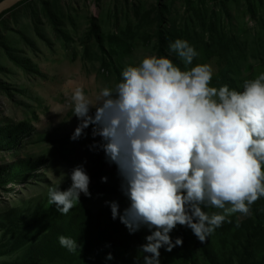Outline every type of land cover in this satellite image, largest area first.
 <instances>
[{
  "label": "rangeland",
  "instance_id": "1",
  "mask_svg": "<svg viewBox=\"0 0 264 264\" xmlns=\"http://www.w3.org/2000/svg\"><path fill=\"white\" fill-rule=\"evenodd\" d=\"M25 1L0 18V33L21 56L15 63L0 45V135L6 126L27 125L14 138L0 141V226L4 224L2 216L11 209L23 211L27 219L44 210L41 217H47L43 221L51 222L48 216L56 208L49 203V187L67 189L71 169L85 161L91 178L89 208L97 212L105 201H117L121 212L128 206L117 166L110 164L99 148L90 150L100 137L93 138L91 129L78 140L70 139L80 123L73 115L71 95L75 87H83L95 103L102 87L119 82L125 64L138 62L146 54L158 55V27L146 17L147 12L159 8L165 12L162 30L196 48L199 56L193 64L213 66L212 86L228 84L242 90L245 80L264 71V0H58L64 12L60 32L69 37L67 43L52 27L45 0ZM55 1L46 0L50 7ZM93 17L101 27V44L89 38ZM211 22L216 23V29H210ZM168 52L183 68L176 54ZM98 167L103 169L102 177L108 178L102 183L119 188L117 196L100 197L93 192V174ZM234 216L241 220L250 215ZM138 232L144 244L150 233L144 227ZM125 233H129L127 228ZM171 236L173 240L182 237L183 245L171 252L161 248V264H208L190 229L177 226ZM7 239L0 227V264H10L24 254L23 249L7 253ZM108 253L112 260L105 259ZM143 255L139 246H111L92 259L143 264Z\"/></svg>",
  "mask_w": 264,
  "mask_h": 264
},
{
  "label": "clouds",
  "instance_id": "2",
  "mask_svg": "<svg viewBox=\"0 0 264 264\" xmlns=\"http://www.w3.org/2000/svg\"><path fill=\"white\" fill-rule=\"evenodd\" d=\"M169 49L183 68L168 56L146 54L125 64L119 82L102 87L95 103L83 87L71 95L80 123L70 139L92 126L100 141L90 150L99 148L117 166L129 202L121 212L117 201H105L112 219L129 234L142 227L150 233L139 246L143 264H161V248L171 252L183 245L182 237L171 236L177 226L204 243L233 214L251 215L264 197V71L245 80L242 90L212 86L213 66L193 64L199 52L189 41L177 38ZM84 163L71 169L66 190L48 189L49 203L61 215L80 202L81 193L91 197ZM58 241L69 252L79 247L71 237Z\"/></svg>",
  "mask_w": 264,
  "mask_h": 264
},
{
  "label": "trees",
  "instance_id": "3",
  "mask_svg": "<svg viewBox=\"0 0 264 264\" xmlns=\"http://www.w3.org/2000/svg\"><path fill=\"white\" fill-rule=\"evenodd\" d=\"M25 2V0L19 2L3 12L0 18ZM42 2L57 36L66 43L69 42V37L60 32L64 12L59 1L56 0L51 7L46 0ZM157 6L160 7V5ZM164 13L159 8L157 11L147 12L146 17L153 20L154 26L158 27V55L169 57V44L175 41V35L171 31L162 30L165 20ZM252 17L254 18V14ZM202 23L204 27L205 23L203 21ZM209 26L211 30L217 28L215 22H211ZM129 30L131 31L130 28ZM89 38H94L99 44L103 41L100 24L94 17L90 20ZM0 45L12 61L17 64L20 62L21 56L8 44L1 33ZM223 73L221 72L220 79ZM26 126L24 123L6 126L2 130L4 131L3 136L0 135V141L14 138L17 134L24 132ZM91 129L92 126H89L85 129V133ZM98 168V171L93 174L92 184L95 185L93 192L98 193L100 197L117 196L119 188L103 184L101 181V170L103 169ZM89 200V197L81 194L80 202H77L67 215H61L55 210L51 216H48L51 219L49 223L43 221L47 216L41 217L44 210L28 219L19 209H11L4 214L2 216L4 224L0 227L5 231V237H8L9 250L7 253L20 249H23L22 253H24L22 257L10 264H113L105 263L103 260L94 261L92 257L97 252L111 246L142 245L140 232L125 233L126 227L120 223L119 219H112L111 210L107 204L94 212L89 208ZM229 220L231 222L223 223L204 243L199 241L200 254L206 262L208 264H264V251H262L264 248V197L251 206L249 217L240 220L234 216L229 217ZM237 222H239V227H236ZM60 235L76 240L79 245L78 249L75 252H69L61 247L58 241Z\"/></svg>",
  "mask_w": 264,
  "mask_h": 264
},
{
  "label": "water",
  "instance_id": "4",
  "mask_svg": "<svg viewBox=\"0 0 264 264\" xmlns=\"http://www.w3.org/2000/svg\"><path fill=\"white\" fill-rule=\"evenodd\" d=\"M21 1H23V0H4V1H2L0 3V14L3 11L12 8L13 6H15L16 4H18Z\"/></svg>",
  "mask_w": 264,
  "mask_h": 264
}]
</instances>
